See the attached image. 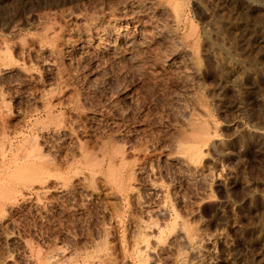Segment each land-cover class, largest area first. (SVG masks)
<instances>
[{
    "label": "rangeland",
    "instance_id": "374dc122",
    "mask_svg": "<svg viewBox=\"0 0 264 264\" xmlns=\"http://www.w3.org/2000/svg\"><path fill=\"white\" fill-rule=\"evenodd\" d=\"M0 264H264V0H0Z\"/></svg>",
    "mask_w": 264,
    "mask_h": 264
},
{
    "label": "bare ground",
    "instance_id": "6f19581e",
    "mask_svg": "<svg viewBox=\"0 0 264 264\" xmlns=\"http://www.w3.org/2000/svg\"><path fill=\"white\" fill-rule=\"evenodd\" d=\"M135 1V0H134ZM139 7V6H138ZM138 9V8H137ZM126 10V9H125ZM133 10V9H132ZM138 12V11H137ZM145 12V11H144ZM143 12V13H144ZM133 14H135V13H133ZM147 14V13H146ZM143 15V14H142ZM128 16V15H127ZM111 23H113V21L111 22ZM91 26V25H90ZM104 26H105V24H104ZM108 28V27H107ZM128 28V27H127ZM109 30V29H108ZM116 30H118L115 34L116 35H118V36H120V37H123L124 38V45L126 46V47H128L129 49H130V51H131V49L132 48H130V47H132V46H134L133 44L135 43V34L132 32V31H130V30H125V29H121V28H118V29H116ZM95 31V30H94ZM113 32V31H112ZM81 33V32H80ZM122 33V34H121ZM85 34V33H84ZM79 35V34H78ZM143 36V35H142ZM94 37V36H93ZM96 37V36H95ZM102 37V36H101ZM88 38V37H87ZM100 38V37H99ZM119 38V37H118ZM116 39V38H115ZM98 40V39H97ZM100 41V40H99ZM140 41V40H139ZM105 42V41H104ZM117 42L118 41H113V43L111 42H109L108 43V45H109V47H111V49H115L116 48V44H117ZM142 43V42H141ZM102 44H103V42H102ZM143 44V43H142ZM145 44V43H144ZM95 45V44H94ZM141 45V44H140ZM118 46V45H117ZM136 46V45H135ZM120 48V47H119ZM135 49V48H134ZM126 50V49H125ZM133 50V49H132ZM85 51V50H84ZM56 54H58V53H56ZM136 56V55H135ZM49 110H52V109H50L49 108ZM48 110V111H49ZM47 114V113H46ZM66 120V119H65ZM62 121V120H61ZM195 122V121H194ZM51 123H53V122H51ZM55 123V122H54ZM62 123H64V122H62ZM66 123V122H65ZM4 124V123H3ZM2 124V125H3ZM49 124V123H48ZM207 124V123H206ZM206 124H202V125H197L198 127H196L197 128V130L198 129H200L199 130V133H198V135H199V137H203V135H206V134H208L210 131L208 130L209 128L208 127H206L205 125ZM50 125V124H49ZM60 125H61V122H60ZM64 125V124H63ZM204 125V126H203ZM4 126V125H3ZM57 126V125H56ZM45 127V126H44ZM61 127V126H60ZM199 127H201V128H199ZM3 128V127H2ZM47 128V127H46ZM49 129H51V128H49ZM195 129V128H194ZM197 130L195 129V132H197ZM209 131V132H208ZM5 133V132H4ZM29 133V132H28ZM6 134V133H5ZM73 134V133H72ZM192 134V133H191ZM210 134V133H209ZM4 135V134H3ZM26 135H28V134H26ZM71 135V134H70ZM211 135V134H210ZM210 135H209V137H210ZM5 136V135H4ZM10 137V136H9ZM11 139V138H10ZM35 139H36V137H35ZM23 141V140H22ZM29 141H31V139L29 140ZM205 141H207L206 139H205ZM8 142V141H7ZM14 142V141H13ZM35 142V141H31V143H29V144H33V143ZM37 142V141H36ZM35 142V144L37 145V143ZM200 143V142H199ZM16 144V143H15ZM28 144V145H29ZM198 144V143H197ZM86 145V144H85ZM193 145V144H192ZM22 146V145H21ZM83 146H84V144H83ZM82 146V147H83ZM10 147V146H9ZM15 147V146H14ZM19 147V146H18ZM31 147V146H30ZM112 147V146H111ZM110 147V148H111ZM197 147V146H196ZM199 147V146H198ZM197 147V148H198ZM7 148V147H6ZM15 148H17V147H15ZM84 148V147H83ZM200 148V147H199ZM1 149H3V148H1ZM25 149V148H24ZM23 149V150H24ZM33 149H35V148H33ZM85 149V148H84ZM111 149H113V148H111ZM188 149H190V157H189V160H190V158H192V160H193V158H195V157H197L198 156V153H199V150H197L196 148H192V146H191V148H190V145H189V148ZM22 150V151H23ZM31 151V150H30ZM36 151V150H35ZM111 151V150H110ZM117 151V150H116ZM120 151V150H119ZM12 152V151H11ZM24 152V151H23ZM29 152V151H28ZM39 152V151H38ZM81 152V151H80ZM106 152V151H105ZM105 152H103V153H105ZM112 152V151H111ZM121 152V151H120ZM201 152V151H200ZM39 153H42V151L41 152H39ZM113 153V152H112ZM85 154V153H84ZM87 154V153H86ZM115 154V153H114ZM120 154V153H119ZM118 154V155H119ZM10 155V154H9ZM41 155V154H40ZM88 155H89V153H88ZM28 156V155H27ZM90 156V155H89ZM117 156V155H116ZM3 157V156H2ZM12 157H14V156H12ZM48 157V156H47ZM85 157V156H84ZM8 158V157H7ZM44 158H46V157H44ZM51 158V157H50ZM105 158V157H104ZM116 158V157H115ZM19 159V158H18ZM35 159V158H34ZM94 159V158H93ZM111 159H114V158H111ZM2 160H3V158H2ZM47 160H49V159H47ZM46 160V161H47ZM51 160V159H50ZM59 160V159H58ZM89 159H87V161H88ZM55 161H56V159H55ZM115 161V160H114ZM49 162V161H48ZM50 163V162H49ZM87 163V162H86ZM74 164V163H73ZM107 164H109L108 162H107ZM118 164H120V163H118ZM48 165V164H47ZM57 165V164H56ZM70 166H72V165H70ZM109 166V165H108ZM107 166V167H108ZM115 166V165H114ZM120 166V165H119ZM21 167H23V166H21ZM49 167V166H48ZM56 167V166H55ZM110 167V166H109ZM19 168V167H18ZM113 168V167H112ZM117 168V167H116ZM17 169V168H16ZM22 169V168H21ZM25 170V169H24ZM7 171V170H6ZM115 170L113 169V172H114ZM108 172H109V170H108ZM118 172V171H117ZM9 173V172H8ZM7 173V174H8ZM19 173V172H18ZM50 173L51 172H49V171H47L46 169H42V167L41 166H38V164H37V166H35V167H32L31 168V170H30V172H29V175H23L22 174V176H24V177H22V179L24 178L25 180L27 179V180H31V181H36V180H41V179H46V178H48L49 176H50ZM11 174V173H10ZM20 174V173H19ZM19 174H18V176H19ZM17 176V177H18ZM118 176V175H117ZM116 176V177H117ZM20 177V176H19ZM112 177L114 178V174L112 175ZM131 179V178H130ZM114 181V180H113ZM116 182V181H115ZM64 184V183H63ZM126 188V187H125ZM173 208V207H172ZM173 211V210H172ZM166 212V211H165ZM179 221V220H178ZM176 223H177V220H176ZM178 223H180V222H178ZM158 225V224H157ZM176 225V224H175ZM185 225V224H184ZM151 226V225H150ZM177 226V225H176ZM175 226V227H176ZM180 226H182V224L180 225ZM152 227V226H151ZM159 229V228H158ZM160 230V229H159ZM149 234V233H148ZM147 235V234H146ZM145 242V241H144ZM150 245V244H149ZM140 249V248H139ZM98 250V249H97ZM138 250V249H137ZM141 250V249H140ZM96 251V250H95ZM139 251V250H138ZM64 252V251H63ZM140 252V251H139ZM103 259V258H102Z\"/></svg>",
    "mask_w": 264,
    "mask_h": 264
}]
</instances>
